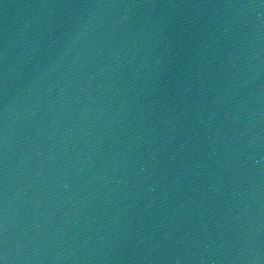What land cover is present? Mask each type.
Instances as JSON below:
<instances>
[{"label": "water", "instance_id": "1", "mask_svg": "<svg viewBox=\"0 0 264 264\" xmlns=\"http://www.w3.org/2000/svg\"><path fill=\"white\" fill-rule=\"evenodd\" d=\"M189 0H0V264H112Z\"/></svg>", "mask_w": 264, "mask_h": 264}]
</instances>
